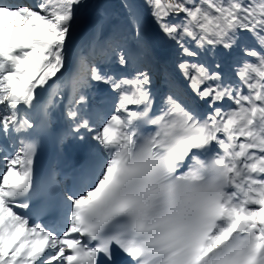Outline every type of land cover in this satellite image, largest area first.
Here are the masks:
<instances>
[{
	"label": "snow or ice",
	"instance_id": "snow-or-ice-1",
	"mask_svg": "<svg viewBox=\"0 0 264 264\" xmlns=\"http://www.w3.org/2000/svg\"><path fill=\"white\" fill-rule=\"evenodd\" d=\"M121 9L0 0V264H264V0Z\"/></svg>",
	"mask_w": 264,
	"mask_h": 264
},
{
	"label": "rangeland",
	"instance_id": "rangeland-1",
	"mask_svg": "<svg viewBox=\"0 0 264 264\" xmlns=\"http://www.w3.org/2000/svg\"><path fill=\"white\" fill-rule=\"evenodd\" d=\"M86 2L92 5L93 7H95L96 5H100L101 10L106 11L108 19H122L121 4L124 2V0H86ZM134 2L142 4L143 0H134ZM144 12L147 16V9H144Z\"/></svg>",
	"mask_w": 264,
	"mask_h": 264
},
{
	"label": "bare ground",
	"instance_id": "bare-ground-1",
	"mask_svg": "<svg viewBox=\"0 0 264 264\" xmlns=\"http://www.w3.org/2000/svg\"><path fill=\"white\" fill-rule=\"evenodd\" d=\"M5 2H10L9 0H5Z\"/></svg>",
	"mask_w": 264,
	"mask_h": 264
}]
</instances>
